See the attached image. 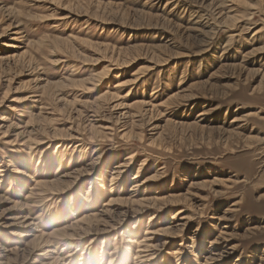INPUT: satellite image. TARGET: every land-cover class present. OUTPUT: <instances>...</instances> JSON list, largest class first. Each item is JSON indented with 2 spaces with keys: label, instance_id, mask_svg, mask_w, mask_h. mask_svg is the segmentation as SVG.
I'll return each instance as SVG.
<instances>
[{
  "label": "rangeland",
  "instance_id": "374dc122",
  "mask_svg": "<svg viewBox=\"0 0 264 264\" xmlns=\"http://www.w3.org/2000/svg\"><path fill=\"white\" fill-rule=\"evenodd\" d=\"M0 264H264V0H0Z\"/></svg>",
  "mask_w": 264,
  "mask_h": 264
},
{
  "label": "bare ground",
  "instance_id": "6f19581e",
  "mask_svg": "<svg viewBox=\"0 0 264 264\" xmlns=\"http://www.w3.org/2000/svg\"><path fill=\"white\" fill-rule=\"evenodd\" d=\"M203 114V113H202ZM201 114V115H202ZM249 115V114H248ZM120 168V167H119ZM118 168V169H119ZM118 171H120V170H118ZM115 173V172H114ZM119 175V174H118ZM33 182H36L34 179L32 180ZM36 185H38L39 187H42V189H43V193L45 194L46 193V190H45V187L47 188V184L46 183H44V182H40V181H38L37 183H36ZM48 189V188H47ZM43 193H41V194H43ZM43 194V195H44ZM42 195V196H43ZM86 221V220H85ZM85 221H83V222H85ZM56 232V231H55ZM58 233H59V231H58ZM55 233H52L51 235H53V236H56V235H54ZM51 237V236H50ZM36 238V237H35ZM31 244V243H30ZM149 247H151V246H149ZM16 249V248H15ZM151 250V249H150ZM149 254V253H148ZM152 254V253H151ZM146 255H147V253H146ZM145 255V256H146Z\"/></svg>",
  "mask_w": 264,
  "mask_h": 264
}]
</instances>
